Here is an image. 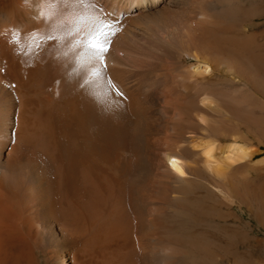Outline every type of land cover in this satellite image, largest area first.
Masks as SVG:
<instances>
[{
	"label": "bare ground",
	"instance_id": "obj_1",
	"mask_svg": "<svg viewBox=\"0 0 264 264\" xmlns=\"http://www.w3.org/2000/svg\"><path fill=\"white\" fill-rule=\"evenodd\" d=\"M263 98L264 0H0V264L207 262Z\"/></svg>",
	"mask_w": 264,
	"mask_h": 264
},
{
	"label": "rangeland",
	"instance_id": "obj_2",
	"mask_svg": "<svg viewBox=\"0 0 264 264\" xmlns=\"http://www.w3.org/2000/svg\"><path fill=\"white\" fill-rule=\"evenodd\" d=\"M253 105L257 106L254 114L264 124V98L259 102L255 100ZM254 145L259 150L251 159V164H257L256 166L260 168L248 169V187L243 191L244 196L234 197V209L231 213L223 202L218 200L213 204L209 193L197 183H191L188 185L189 188L186 187L188 196L183 195L186 201L204 205L209 209L214 207L220 214V218L215 219L210 216L197 218L189 215L179 219L182 221L177 220L176 232L180 231L177 232L179 235L185 236L190 231L196 234L202 233L210 243L208 261L195 262L196 264H264V140L260 139L259 142H254ZM179 194L181 193H177V196ZM196 201L198 204L195 203ZM228 218L233 225L231 243L227 239V234L230 232L226 226Z\"/></svg>",
	"mask_w": 264,
	"mask_h": 264
},
{
	"label": "snow or ice",
	"instance_id": "obj_3",
	"mask_svg": "<svg viewBox=\"0 0 264 264\" xmlns=\"http://www.w3.org/2000/svg\"><path fill=\"white\" fill-rule=\"evenodd\" d=\"M65 3H84L85 0H64ZM104 35V41L103 43L100 42V40L97 37H93L89 42V47L96 50V54L100 59H103V53L108 51V48L106 47L108 41V34Z\"/></svg>",
	"mask_w": 264,
	"mask_h": 264
}]
</instances>
